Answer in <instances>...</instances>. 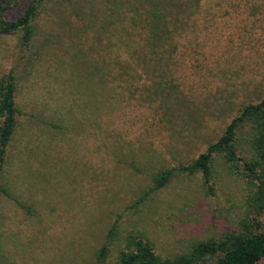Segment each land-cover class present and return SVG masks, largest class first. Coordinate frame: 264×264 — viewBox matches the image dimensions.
Wrapping results in <instances>:
<instances>
[{
	"label": "rangeland",
	"instance_id": "obj_1",
	"mask_svg": "<svg viewBox=\"0 0 264 264\" xmlns=\"http://www.w3.org/2000/svg\"><path fill=\"white\" fill-rule=\"evenodd\" d=\"M121 2L44 0L28 46L18 33L0 35V76L15 74L21 112L2 170L10 197L0 196V264H96L113 225L111 255L142 233L174 256L254 217L245 182L220 157L212 192L200 173L145 192L158 170L187 165L264 95V0H200L155 78L179 98L146 106L134 96L108 111L91 105L108 86L98 94L85 76L88 57L105 54L124 23ZM238 143L249 157L246 132ZM256 218L264 227V211Z\"/></svg>",
	"mask_w": 264,
	"mask_h": 264
},
{
	"label": "trees",
	"instance_id": "obj_2",
	"mask_svg": "<svg viewBox=\"0 0 264 264\" xmlns=\"http://www.w3.org/2000/svg\"><path fill=\"white\" fill-rule=\"evenodd\" d=\"M43 1L30 0L22 4L18 0H0V35L18 33L20 46H28L34 35L33 22ZM127 2L130 0L121 2L124 23L116 33L111 32L105 54L88 57L87 83L92 81L98 94L108 86L106 101L101 99L103 96L98 99L99 95L92 101V107L106 105L107 110L112 111L134 96L138 101L144 96V105L179 98V90L171 91L168 82H157L155 78L164 73L163 65H167L172 53L167 47L173 46L174 34L179 35V26L186 16L195 13L191 8L200 0H137L135 6L130 7ZM99 28L106 31L107 25L100 23ZM136 34L142 37L135 40ZM17 92L15 74L11 70L2 74L0 196L5 197L10 195L2 170L8 161L9 147L21 114L16 101ZM241 130L247 134L250 156L246 158L238 151V132ZM216 157L222 158L245 182L246 203L254 217L243 219L237 229L225 232L220 238L198 241L186 253L166 257L159 255L153 243L142 233L127 235L123 246L111 255L118 236L117 227L113 225L95 252L96 264H260L264 257V227L256 217L264 211V95L257 103L242 106L223 134L187 165L158 170L151 177L152 185L145 195L165 187L176 173H200L207 189L212 192L209 183Z\"/></svg>",
	"mask_w": 264,
	"mask_h": 264
}]
</instances>
